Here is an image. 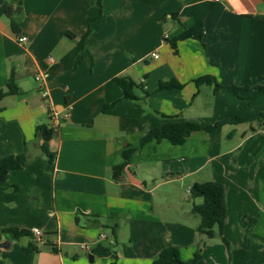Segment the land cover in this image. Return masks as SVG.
I'll return each instance as SVG.
<instances>
[{"label":"crops","instance_id":"0c3cea01","mask_svg":"<svg viewBox=\"0 0 264 264\" xmlns=\"http://www.w3.org/2000/svg\"><path fill=\"white\" fill-rule=\"evenodd\" d=\"M19 35L28 37L27 45ZM12 73L21 93L0 101V159L25 153L28 161L0 180V264H112L115 257L151 264L168 244L190 259L192 251H181L188 230L160 211L156 190L174 176L200 173L214 158L213 131L240 122L239 112L262 96L241 108L227 88L193 80L213 75L249 87L244 96L264 85V0H0V88ZM116 76L144 90L171 79L184 86L147 97L138 89L136 103L123 98ZM31 77L37 86L24 81ZM169 121L220 125L179 145L148 142L116 180L113 167L124 149ZM38 124L55 130L53 162L39 147ZM7 227L37 228L39 245H51L25 250L31 239L7 240Z\"/></svg>","mask_w":264,"mask_h":264},{"label":"rangeland","instance_id":"374dc122","mask_svg":"<svg viewBox=\"0 0 264 264\" xmlns=\"http://www.w3.org/2000/svg\"><path fill=\"white\" fill-rule=\"evenodd\" d=\"M24 81L34 86L39 83L34 77ZM262 113L264 95L239 112L242 118L240 122H228L213 131L210 146L214 158L208 160L200 173L190 177L174 176L171 183L161 185L156 190L160 211L169 219L179 221L188 230L186 239L182 240V253L200 252L199 264H264ZM209 180L224 185L226 199L222 233L214 238L198 231L201 217L193 212V206L201 203L202 198L193 197L190 191L194 182ZM215 230L219 233L218 226ZM82 244L88 243L78 242L77 246L81 248ZM98 254L111 255L105 251Z\"/></svg>","mask_w":264,"mask_h":264},{"label":"trees","instance_id":"16d2710c","mask_svg":"<svg viewBox=\"0 0 264 264\" xmlns=\"http://www.w3.org/2000/svg\"><path fill=\"white\" fill-rule=\"evenodd\" d=\"M101 3V0H98ZM10 15V25L15 33H19V23L18 21ZM174 17L175 14H172ZM91 29L81 37V43L89 35ZM69 36L75 37L74 34L69 33ZM171 44L175 46V42L171 41ZM114 81L120 86L123 92V98L132 100L139 103L141 97L136 93L138 89H142L143 85L139 84L132 78L128 76H116ZM195 84L199 87L202 84L213 85L215 90L220 88H227L232 94L237 96L241 100V108L247 107L251 102H253L258 96L264 95V85H258L253 87L254 93L249 96H244L243 91L249 89V87L237 86L233 83H223L219 82L217 78L213 75H203L197 77L193 80ZM184 84L176 79H171L168 81H161L159 85L153 90H144V97H147L154 91H159L163 89L181 88ZM21 93L19 86L16 84V79L14 73L11 74L7 82L3 87L0 88V101L8 96ZM116 101L111 104L104 105L103 111H106ZM264 115V113H262ZM164 117L170 118V116L163 115ZM220 123H215L212 125H202L195 121H184V122H166L164 124L150 128L141 138L137 146L128 147L123 151V161L122 163L113 167V177L119 180L126 168H129L133 156L135 153L146 145L150 141H161L162 139H168L171 143L175 145L183 144L193 132L199 130H206L208 132L212 131L215 127L219 126ZM55 130L47 124H38L35 130V136L42 143L39 145L40 149L46 156L49 162H53L56 159V152H53L49 148V140L54 136ZM28 161V156L23 154L9 155L0 159V180H4L13 169H21L25 166ZM190 191L193 197H201L202 202L195 204L193 206V212L197 213L201 217V221L198 225V231L201 234L206 235L209 238H214L222 233V228L225 223L226 218V199H225V188L220 182L209 180L204 182H194ZM218 226L219 233L215 230ZM3 233L7 240L20 239L22 237H29L31 240L25 246V250L28 251H39L42 246L51 245L48 242L43 245H39V241L35 238L34 233L30 229L19 228V227H7L3 229ZM225 242L228 244L226 239ZM1 246V244H0ZM100 249H108L102 245L98 246ZM54 248V247H53ZM201 259V253L195 252L193 257L190 259H183L181 257V252L179 247L168 244L165 246L158 257L151 264H199ZM112 264H122L117 262L116 257Z\"/></svg>","mask_w":264,"mask_h":264},{"label":"built area","instance_id":"2783aa9c","mask_svg":"<svg viewBox=\"0 0 264 264\" xmlns=\"http://www.w3.org/2000/svg\"><path fill=\"white\" fill-rule=\"evenodd\" d=\"M167 37H168V34L165 35V38H167ZM18 41L21 42L23 45H27L29 40H28V37H27V36H25V35H19V36H18ZM152 55H153L154 57H157V56H158L157 52H153ZM49 60H51V57H49ZM36 78H37L38 80L42 79V78H43V74H38V75L36 76ZM42 93H43V96L46 98V93H45L44 91H42ZM55 116H56V114H54V117H55ZM57 120H58V118L55 117V118H54V124L57 123ZM32 231H33V233H34L35 238H36L38 241H41V240H42V236H43V232H42L41 230L37 229V228L33 229ZM100 237H101L102 239H104V238H106V235L103 234V233H101V234H100ZM81 248L84 249V250H86V251H90V250H91V247H90L89 244H82V245H81Z\"/></svg>","mask_w":264,"mask_h":264},{"label":"water","instance_id":"95a60500","mask_svg":"<svg viewBox=\"0 0 264 264\" xmlns=\"http://www.w3.org/2000/svg\"><path fill=\"white\" fill-rule=\"evenodd\" d=\"M89 256H90V258L92 259V254H90Z\"/></svg>","mask_w":264,"mask_h":264}]
</instances>
